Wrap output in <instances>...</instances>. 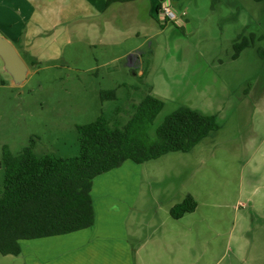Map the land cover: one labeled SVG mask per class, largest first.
Masks as SVG:
<instances>
[{"label": "rangeland", "instance_id": "rangeland-1", "mask_svg": "<svg viewBox=\"0 0 264 264\" xmlns=\"http://www.w3.org/2000/svg\"><path fill=\"white\" fill-rule=\"evenodd\" d=\"M178 8L192 20V30L155 22L160 33L149 43L152 52L145 57L144 77L132 73L126 61L113 70L109 55L95 72L84 66L81 72L68 67L41 73L30 69L27 81L15 84L0 58V162L5 148L19 155L33 142L37 155L75 156L78 125L103 114L125 125L148 94L165 102L149 130L153 138L182 106L216 115L220 129L191 152L171 153L142 166L141 181L132 188L133 205L122 223L135 242H149L151 248L153 235L158 239L173 231L169 242L180 240L171 254L174 260L194 264L191 247L203 242L206 233L201 230L214 226L220 211L229 240L239 219L238 202L250 205L246 198L255 191L264 198V0H181ZM250 34L257 37L255 46L233 60L235 41ZM102 90H116L117 100L102 102ZM4 173L1 167L0 189ZM188 195L198 203L197 211L174 220L171 209ZM201 248L207 251L209 246ZM27 249L25 245L20 256L0 253V264H28ZM221 254L219 249L217 257Z\"/></svg>", "mask_w": 264, "mask_h": 264}, {"label": "crops", "instance_id": "crops-1", "mask_svg": "<svg viewBox=\"0 0 264 264\" xmlns=\"http://www.w3.org/2000/svg\"><path fill=\"white\" fill-rule=\"evenodd\" d=\"M163 1L0 0V33L15 45L29 70L37 73L63 67L81 72L80 66L95 72L101 67L97 64L102 57L111 55L113 70L126 61L132 73L144 77L145 57L152 52L149 43L160 33L155 22L172 24L158 17ZM180 1L170 0L178 14ZM188 17L182 28L191 31L192 20ZM92 58L94 62H90ZM104 65H110V61ZM148 163L127 161L97 177L92 190L95 224L66 235L23 241V251L28 245V264H180L179 257L174 260L172 256L180 240L169 242L173 231H165L158 239L153 235L151 248L149 242H135L122 225L135 199L131 198L132 188L141 181V168ZM242 189L244 192L243 182ZM257 192L246 198L251 206L238 202L235 211L239 219L232 225L229 240L223 211L215 217L214 226L207 224L201 230L206 233L203 242L196 243V249L191 247L194 264H264V198L259 199ZM208 219L210 222L211 217ZM207 245V251L201 248ZM219 249L223 254L217 257Z\"/></svg>", "mask_w": 264, "mask_h": 264}, {"label": "trees", "instance_id": "trees-1", "mask_svg": "<svg viewBox=\"0 0 264 264\" xmlns=\"http://www.w3.org/2000/svg\"><path fill=\"white\" fill-rule=\"evenodd\" d=\"M256 40L255 34L240 36L234 43L232 59L238 60ZM100 98L102 102L115 101L116 90H102ZM164 108V101L148 94L134 106L135 112L125 125L104 114L92 123L78 125L75 156L37 155L34 142L19 155L5 148L0 162L5 170L0 189V253L20 256L23 241L92 227V190L97 177L127 161L144 164L171 153H189L220 129L216 115L182 106L165 119L153 138L149 130ZM197 207L195 198L188 195L171 209V216L180 220Z\"/></svg>", "mask_w": 264, "mask_h": 264}, {"label": "water", "instance_id": "water-1", "mask_svg": "<svg viewBox=\"0 0 264 264\" xmlns=\"http://www.w3.org/2000/svg\"><path fill=\"white\" fill-rule=\"evenodd\" d=\"M0 58L3 70L14 80L15 84H23L29 75V66L19 54L15 45L0 33Z\"/></svg>", "mask_w": 264, "mask_h": 264}, {"label": "built area", "instance_id": "built-area-1", "mask_svg": "<svg viewBox=\"0 0 264 264\" xmlns=\"http://www.w3.org/2000/svg\"><path fill=\"white\" fill-rule=\"evenodd\" d=\"M165 1L162 2L160 8H159V12H158V17L161 20V16H163V20L164 23H172L173 25L179 26V27H183L186 23L185 21V14L180 15L178 14L174 9L173 6L171 5V3H169V10H166L163 5H164ZM177 21H181L182 23H177Z\"/></svg>", "mask_w": 264, "mask_h": 264}, {"label": "clouds", "instance_id": "clouds-1", "mask_svg": "<svg viewBox=\"0 0 264 264\" xmlns=\"http://www.w3.org/2000/svg\"><path fill=\"white\" fill-rule=\"evenodd\" d=\"M169 3H170V0H165V3L163 5V7L166 9V10H169L168 6H169ZM161 20H163V16H161ZM177 23H182L181 21H177Z\"/></svg>", "mask_w": 264, "mask_h": 264}, {"label": "snow or ice", "instance_id": "snow-or-ice-1", "mask_svg": "<svg viewBox=\"0 0 264 264\" xmlns=\"http://www.w3.org/2000/svg\"><path fill=\"white\" fill-rule=\"evenodd\" d=\"M0 22H3V16L0 14Z\"/></svg>", "mask_w": 264, "mask_h": 264}]
</instances>
